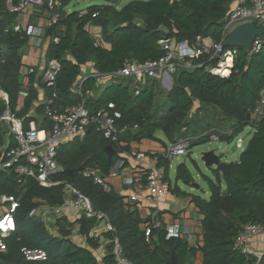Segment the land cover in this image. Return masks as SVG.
I'll list each match as a JSON object with an SVG mask.
<instances>
[{
    "label": "trees",
    "instance_id": "trees-1",
    "mask_svg": "<svg viewBox=\"0 0 264 264\" xmlns=\"http://www.w3.org/2000/svg\"><path fill=\"white\" fill-rule=\"evenodd\" d=\"M21 1L0 0V87L8 93L10 108L20 118L26 117L37 95L30 89L23 108L17 109L23 89L20 50L30 36L23 29L14 30L19 13L11 11L8 4L18 5ZM234 2L132 0L122 8L111 2L68 12L69 0H63L58 8L59 20L46 30V35L54 38L48 59L60 64L56 86L49 88L52 93H57L51 107L85 101L92 114L102 109L119 111L122 117L117 120L118 127H129L119 134L117 141H112L91 125L82 140L75 139L60 148L58 159L64 170L54 176L55 180L69 182L88 196L113 226L114 230L104 232L109 240L103 257L106 264H117L116 238L122 256L130 264H171L169 250L172 247H175L181 264H195L198 254L202 264H264V254L254 256L236 246L247 223L264 225V108L259 119L253 117L264 89V36L258 51L248 52L235 46L238 54L228 75L212 73L208 67L217 66L218 60H210L207 54L193 58L191 68L180 67L174 86L167 94L166 109L161 114L153 110L156 100L154 78H146L153 80L151 86L145 83L133 89L132 77H117L100 95L89 99L74 91L82 66L88 62L93 63L99 73L111 75L129 61L144 63L162 57L166 52L162 40L194 44L198 36H206L221 41ZM91 25L101 27V38L91 32ZM223 72L227 74L228 71ZM95 81V76H89L82 84L83 92L94 89ZM196 101L219 110L231 121L228 128L218 131L219 140L230 142L249 126L253 131L238 160L220 161L212 167L213 178L204 175L209 185V198L193 196L203 215L202 243L194 246L186 238L170 236L164 224L154 227L152 218H143L138 209L126 210L124 195L112 189L105 191L82 170L96 165L108 175L121 158L120 153L130 150L132 141L151 139L165 143L156 136L159 130L170 142L188 137L189 132L197 131L188 120ZM111 103L115 106L113 109L109 108ZM46 107L47 103L38 106L37 110L45 113ZM5 108V102L0 99V115ZM32 118H25V129L29 128ZM41 122L42 127L52 125L47 116ZM213 129L211 122L206 123L202 133H194L192 146L209 141L207 134ZM2 140L0 124V143ZM110 144L116 150L111 160L105 149ZM158 163L166 165L167 176L170 160L160 156ZM182 166L189 172L185 164ZM177 178L183 179L181 166L177 169ZM2 195H15L20 198V204L15 212L16 229L3 238L6 250L0 251V264H101L95 253L101 245L100 238L92 232L99 220L82 215L76 221L80 224V233L87 239L86 245H82L73 240L75 223L66 216L56 220L58 232L52 234L47 223L36 213L42 204L56 206L63 203L64 184L44 187L33 177L19 183L15 170L0 171V197ZM33 210L35 213L31 215ZM147 226L151 227L149 236L146 235ZM23 248L44 250L47 258L28 259Z\"/></svg>",
    "mask_w": 264,
    "mask_h": 264
},
{
    "label": "built area",
    "instance_id": "built-area-1",
    "mask_svg": "<svg viewBox=\"0 0 264 264\" xmlns=\"http://www.w3.org/2000/svg\"><path fill=\"white\" fill-rule=\"evenodd\" d=\"M62 0H22L18 5L9 2V9L13 12L23 11L28 4L47 7L51 10L50 23H55L60 18L58 8L61 6ZM254 22L257 26L264 25V0H235L234 6L230 11L225 22L223 36L221 41L216 42L211 37L198 36L194 44L187 41L173 43L171 40H162L161 43L166 50L165 54L156 60H148L144 63L137 61L127 62L119 71L111 74L112 77H132L136 80L145 78H154L172 81V74L179 67H193L192 59L202 54H207L210 60L217 59V66H209L208 69L212 73L228 75L220 72L222 69L228 68L229 71L234 63V59L238 54L236 47H226L225 41L230 31L239 24L245 22ZM15 31L21 30V25L14 26ZM27 34L30 36H41L43 28L41 26L29 25ZM262 46L261 37H257L251 47V51H258ZM60 68L58 61L50 60L44 70L43 77L48 87H55L57 80V71ZM171 79V80H170ZM84 81V80H83ZM81 82L79 93L84 94ZM6 101L8 94L2 92ZM57 96L55 92L54 97ZM84 99L89 98L91 93L86 91L83 95ZM54 97L49 99L45 109V115L52 122L51 129L39 128L34 122L28 129H25L23 120L16 117L9 107L0 115V124L6 122L10 124L11 133L16 140L15 145L7 147L0 158V171L15 170L19 183H23L26 178L33 177L44 187H50L57 184H64L65 198L62 204L53 206L56 214H62L68 207H74L82 212L87 218H96L105 222L106 230H114L106 215L97 210L91 199L82 193L77 187L69 182L55 180L54 176L64 170V166L58 159L59 150L69 138H84L89 132V127L95 125L103 135L112 141H117L119 134L129 127H118L117 120L122 114L114 110L102 109L92 114L85 101L66 105L62 109L53 108ZM113 103L109 104V108L113 109ZM264 108V89L261 92V99L256 107L253 117L259 119L263 115ZM210 139L219 140L217 131H211ZM238 146H242L239 141ZM192 148V140L190 138H181L170 142L167 145L164 157L171 160L175 156L187 154ZM136 159L142 160L148 155L145 151H139L135 155ZM126 164L125 159L120 158L118 162L111 167L109 174H103L96 165H89L82 170L85 176L93 179L105 191L112 189L111 177L116 175ZM167 168L165 164L158 163V157H150L146 168L142 169L145 177V187L149 191V199L157 200L162 197L167 188L166 182ZM125 182L130 185L137 184L134 176L125 178ZM140 185V184H139ZM142 186V185H141ZM139 196L137 192L125 199L126 208L129 211H135L139 207ZM20 204V198L15 195H2L0 197V251L6 250L4 237L11 234L16 229L15 212ZM35 213L32 211L31 215ZM160 219L154 221V227L162 226ZM170 236H180L181 230L169 229ZM264 233V225L259 223H247L236 240V246L244 251L250 242L256 237ZM151 234V227H146V235ZM189 242L193 241V235L189 231H185ZM114 253L116 255L117 264H130L129 261L122 256V249L119 241L115 240ZM23 253L28 259L44 260L47 253L40 249L23 248Z\"/></svg>",
    "mask_w": 264,
    "mask_h": 264
},
{
    "label": "crops",
    "instance_id": "crops-1",
    "mask_svg": "<svg viewBox=\"0 0 264 264\" xmlns=\"http://www.w3.org/2000/svg\"><path fill=\"white\" fill-rule=\"evenodd\" d=\"M18 13L19 15L17 17L16 24H20L21 29L27 31L29 25L41 26L43 28V34L41 36L29 35L30 38L28 43L20 50V54L22 55L21 73L23 78V89L18 100L17 109L20 110L23 108L25 99L29 96L30 89H34L37 95L33 100V105L31 106L29 112L26 115V117H33L29 122V127L31 123L34 122L39 128L46 129L47 131H49L51 127L50 128L42 127L41 121L43 117H45L46 115L45 113H39L37 107L46 104L49 99L54 97L55 94V91H53L52 93V91L49 90V88L51 87H48L46 85L43 77L44 70L46 69L48 62L50 61L48 59V50L51 42L54 39L53 37L46 35V30L48 26L51 24L50 18L52 12L47 7L28 4L23 11H20ZM90 30L98 38H101L100 26L91 25ZM31 74H33L34 76H31ZM89 76L96 77L95 88L86 90L91 93V96L89 98L100 95L103 89L114 79V77H112L110 74L105 75L99 73L98 70L93 65V63L88 62L87 64L82 66L81 75L75 84L74 91L76 93L80 94L79 88L81 82L83 80L85 81ZM105 81L107 85H105L102 88V90H100L102 82ZM3 91L4 90L1 89L0 87V93H1L0 99H2L5 102L6 108L7 107L10 108L9 95H8V101H6L2 93ZM63 107H60L59 109H62ZM13 114L16 117H18L15 113ZM26 117H21V119L23 120V124ZM1 127L3 133V140L0 143V158L3 156V152L7 149V147L13 146L16 143L14 135L11 133L10 130V124L4 122L1 124ZM157 137L160 138L159 136ZM75 139L82 140L83 138L81 137L69 138L66 141V143L61 146V148L73 142ZM160 139L163 140L165 143L151 139H143L140 142L132 141L130 143V150L120 153V157L125 159L126 164L116 175L111 177L112 190H115L119 194L124 195L126 198L137 192L140 199L138 210L143 218L151 217L152 221H155L160 218V220L163 222V224L166 226L168 230L173 228L175 230L176 229L181 230L180 237L183 238H186V236H184L185 231L186 232L189 231L194 238L193 241L190 242V244L197 246L202 243V239H203V230L201 225V220L203 218V215L200 212L199 207L196 205L193 196H201L203 198H209L210 190L208 193H206L205 196H203L195 192V188H200L199 185L193 186L191 184H188L190 186V190L184 189L181 185H179V179L177 178V171H176L177 180L173 185L170 179V169H169V173L166 176V182L168 184V188L165 194L162 197L158 198L157 200L149 199V191L145 187V177L142 174V169L146 168L150 157H158V161L160 156L164 157L163 155L166 152L167 145L170 143V141L168 139L167 141L162 138ZM139 151H145L148 156L142 160L136 159L134 155ZM219 156L221 160L222 155ZM170 168H171V162H170ZM129 176H134L137 181V184L134 185L127 184L125 182V178ZM36 213L45 222L47 221L46 217L49 218L51 216L53 217L55 216L57 220L60 216H66L69 221L75 223L73 227L74 229L72 235L73 240L79 244L86 245L87 239L83 234L80 233V224L76 222L78 219L82 217V212L79 211L78 209L74 207H68L64 210L62 214H56L53 210V206L42 204L37 209ZM55 227L56 228L55 230H53L54 232L52 234H56L58 232L57 224L55 225ZM105 231L106 228L104 221H100L92 229V232L100 238L101 245L98 249L95 250V253L98 256L101 264H106L103 262V257L107 253V246L109 243V240L104 236ZM245 251L254 256H261L262 254H264V233L259 236H256L246 247ZM195 264H202V257L200 256V254L197 255Z\"/></svg>",
    "mask_w": 264,
    "mask_h": 264
},
{
    "label": "rangeland",
    "instance_id": "rangeland-1",
    "mask_svg": "<svg viewBox=\"0 0 264 264\" xmlns=\"http://www.w3.org/2000/svg\"><path fill=\"white\" fill-rule=\"evenodd\" d=\"M132 0H69L66 9L68 12L72 11H80L84 10L93 5H103L107 3L114 2L118 8H122L127 3L131 2ZM180 68V67H179ZM178 68V69H179ZM230 72V71H229ZM228 73V72H227ZM177 75V71L172 74V81L168 79L163 82L162 79H155L154 90L156 93V100L153 110L156 113L161 114L166 109V100L167 94L169 90L174 86L175 76ZM118 77V76H117ZM153 79V78H152ZM170 79V80H171ZM148 83L151 86L154 82L153 80H136L133 78L131 80L132 88L135 89L136 87H141L142 84ZM107 85L106 81L102 82L100 90ZM99 90V91H100ZM1 97V93H0ZM194 126L197 127L196 132H189L188 137L193 141L194 133H202L203 126L206 123L211 122L212 126L214 127L213 131L223 130L228 128L231 124L229 119H225L224 115L217 109L213 107L203 106L199 101L195 102L193 109L189 115L188 119ZM253 131V127L249 126L245 128L243 132L238 134L232 141H221V140H213L209 139V141L196 144L192 146L188 153L190 154H181L175 156L173 159L170 160L171 168H170V179L172 184L174 185L176 182V171L179 166L185 164L189 170L190 175L193 177V182L200 186V188H195V192L201 194L203 196L209 192V185L204 175H208L210 177H214L213 170L211 167L205 165V162L202 160V155L204 152H208L213 150L216 154L222 155V161H236L239 159L242 151L247 145V142L251 136ZM211 132V131H210ZM157 136L167 141V138L163 131L159 130L156 133ZM239 141H242V147L238 146ZM216 167L215 165L213 166ZM179 185H181L184 189L190 190V186L183 182V179H179ZM1 210V209H0ZM50 216V215H49ZM46 223L51 233L55 230L56 225V218L55 216L46 217ZM50 220V221H49Z\"/></svg>",
    "mask_w": 264,
    "mask_h": 264
},
{
    "label": "water",
    "instance_id": "water-1",
    "mask_svg": "<svg viewBox=\"0 0 264 264\" xmlns=\"http://www.w3.org/2000/svg\"><path fill=\"white\" fill-rule=\"evenodd\" d=\"M262 36H264V25L257 26L254 22L251 21L245 22L237 25L230 31L225 41V46L227 47L238 46L250 52L254 40L257 37H262ZM250 116L251 114H249V117ZM105 149L109 156V160H111L113 155L116 153V150L113 148L111 144L107 145ZM202 160L205 162V165L208 167H212L214 165L217 166L221 161L220 156L216 154L213 150L204 152L202 155ZM181 167L183 173V182L185 184H191L193 186L197 185L192 181V177L190 173L187 172V169L184 168L182 165ZM169 254H170L171 264H181L179 256L175 250V247H172L169 250Z\"/></svg>",
    "mask_w": 264,
    "mask_h": 264
},
{
    "label": "bare ground",
    "instance_id": "bare-ground-1",
    "mask_svg": "<svg viewBox=\"0 0 264 264\" xmlns=\"http://www.w3.org/2000/svg\"><path fill=\"white\" fill-rule=\"evenodd\" d=\"M225 70H227L228 71V73H229V70H228V68H225V69H222L220 72H223V71H225ZM224 73V72H223ZM227 73V74H228Z\"/></svg>",
    "mask_w": 264,
    "mask_h": 264
}]
</instances>
